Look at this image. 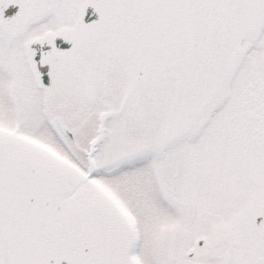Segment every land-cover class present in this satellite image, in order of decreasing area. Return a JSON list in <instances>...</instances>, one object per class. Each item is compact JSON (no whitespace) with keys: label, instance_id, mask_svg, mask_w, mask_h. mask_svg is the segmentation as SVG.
Instances as JSON below:
<instances>
[{"label":"snow or ice","instance_id":"1","mask_svg":"<svg viewBox=\"0 0 264 264\" xmlns=\"http://www.w3.org/2000/svg\"><path fill=\"white\" fill-rule=\"evenodd\" d=\"M0 264H264V0H0Z\"/></svg>","mask_w":264,"mask_h":264}]
</instances>
